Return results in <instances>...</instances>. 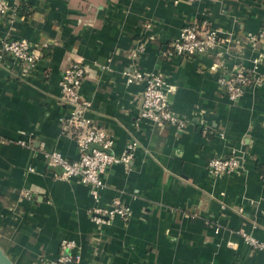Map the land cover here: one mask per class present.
<instances>
[{
    "label": "crops",
    "instance_id": "crops-1",
    "mask_svg": "<svg viewBox=\"0 0 264 264\" xmlns=\"http://www.w3.org/2000/svg\"><path fill=\"white\" fill-rule=\"evenodd\" d=\"M4 1L0 41L25 37L39 55L28 73L0 60V247L13 264H264L242 237L264 242V0ZM202 22L227 41L170 56L182 28ZM75 61L83 114L111 138L109 151L137 143L97 188L64 179L46 156L78 157L59 86ZM233 67L256 80L231 99L221 78ZM133 69L162 74L173 122L142 116ZM229 155L235 170L209 171ZM119 206L129 215L108 214Z\"/></svg>",
    "mask_w": 264,
    "mask_h": 264
},
{
    "label": "built area",
    "instance_id": "built-area-1",
    "mask_svg": "<svg viewBox=\"0 0 264 264\" xmlns=\"http://www.w3.org/2000/svg\"><path fill=\"white\" fill-rule=\"evenodd\" d=\"M8 10L9 5L4 0H0V19L6 15ZM257 36L264 44V26L259 30ZM226 41V37H222L214 28L204 22L192 23L184 26L179 36L170 43L171 50L168 53L172 57H192L212 50ZM144 49V42L139 41L132 51V56H138ZM4 58L17 64L21 72L28 73L34 68L39 55L31 40L20 36H7L0 41V60H4ZM84 73V66L75 61L65 66L59 77L61 99L72 108L68 122L69 130H71L77 145L78 157L70 160L57 152L48 153L46 156L48 163L61 169L60 176L64 179H76L85 185L97 188L103 186L102 178L107 166L114 163L126 164L131 159L137 143L129 142L121 155H115L109 151L112 143L111 138L83 114L87 103L80 99L79 88ZM127 74L128 81L137 79L144 83L142 116L155 122H173L175 116L170 111L167 98L169 88L162 74L160 72L141 73L135 69L128 71ZM253 80L256 79L251 74L235 67L228 77L221 78L231 99L239 96L243 92V88ZM17 142L21 145L27 143L24 138H19ZM238 165L239 162L233 155L214 157L208 161V168L212 174L230 173ZM108 214L126 217L129 215V209L119 206L111 209ZM93 219L97 223L101 222L99 217ZM242 237L252 248L264 251L263 241L244 233H242ZM62 246L70 248L74 246V243L64 241ZM66 259L70 258L59 260L42 258L37 264H58L59 261Z\"/></svg>",
    "mask_w": 264,
    "mask_h": 264
},
{
    "label": "water",
    "instance_id": "water-1",
    "mask_svg": "<svg viewBox=\"0 0 264 264\" xmlns=\"http://www.w3.org/2000/svg\"><path fill=\"white\" fill-rule=\"evenodd\" d=\"M0 264H13L7 254L0 247Z\"/></svg>",
    "mask_w": 264,
    "mask_h": 264
}]
</instances>
